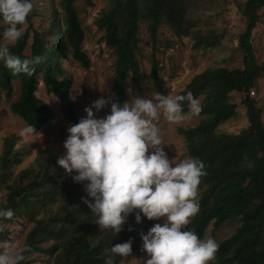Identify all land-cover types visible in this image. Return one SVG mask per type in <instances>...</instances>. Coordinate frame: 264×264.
<instances>
[{"label": "trees", "instance_id": "1", "mask_svg": "<svg viewBox=\"0 0 264 264\" xmlns=\"http://www.w3.org/2000/svg\"><path fill=\"white\" fill-rule=\"evenodd\" d=\"M77 0H61L60 7L45 17L43 26L37 27L34 14L29 13L25 31L9 51L21 59L39 57L31 75H12L0 64V91L10 98L13 83H20L21 95L10 105L13 114L35 131L42 129L54 118L50 107L37 97L40 83L47 94L62 103L71 100L72 77L64 66L71 56L88 70L91 61L84 50L85 32L75 7ZM92 5L91 0H84ZM33 3V0H32ZM229 0H108V8L99 13L95 25L104 32L103 39L115 55L113 102L122 104L128 98V80L140 75L138 54L143 41L141 25H145L155 48L161 26H166L178 37H191L193 48L211 50L221 46L223 37L207 16H222ZM264 0H246L238 5L246 24L238 40L243 53V68L227 66L208 68L195 75L178 95L191 92L194 98L206 96L202 112L209 116L200 127L179 129L192 158L204 164L205 175L197 189L199 211L185 226L198 238L204 239L208 227L239 221L236 231L218 244L210 264H264V121L263 109L250 97L256 79L264 73V64H258L253 47V33L260 22ZM3 25H0L2 30ZM159 62L155 53L151 58V76L159 83ZM245 94L248 126L237 134L221 132L219 127L232 119L236 105L231 93ZM189 112L186 103L182 114ZM67 118L75 124L79 118L70 106ZM18 138L6 137L0 155V185L7 195L0 208H11L13 217L0 219V241H8L10 224L15 218H25L33 224L22 247L30 251L21 264H33L34 253L54 254V264H104V249L112 244L132 240V256L152 221L142 216L137 224L129 214L121 231H101L96 217L82 202L86 197L83 186L56 165L50 152L36 158L32 167L14 174L13 168L23 162L28 150L16 149ZM131 229V230H129ZM185 229V230H186ZM46 244H49L45 246ZM126 258V257H124ZM119 256L113 258L119 264Z\"/></svg>", "mask_w": 264, "mask_h": 264}, {"label": "clouds", "instance_id": "2", "mask_svg": "<svg viewBox=\"0 0 264 264\" xmlns=\"http://www.w3.org/2000/svg\"><path fill=\"white\" fill-rule=\"evenodd\" d=\"M32 8V0H0V64L12 75H31L34 68L30 65L39 62V57L21 59L8 47L20 38L19 26ZM185 103L192 115L200 112L199 101L190 91L167 96L157 92L151 98L134 97L122 104L98 98L84 108V117L66 129L64 152L56 160L74 183L83 186L87 198L81 200L101 231L117 235L129 214L137 224L142 216L162 220L146 234L140 233L147 257L142 264H210L218 247L212 238L200 239L185 227L199 211L197 187L206 174L204 164L191 157L170 161L153 123L160 114L170 123L181 121ZM109 104L110 111L97 118L95 113ZM34 132L33 125H25L18 135L27 138ZM12 217L11 208H0V219ZM131 245L129 239L104 249V264H114L116 256H129ZM29 251L27 246L14 248L0 241V264H21Z\"/></svg>", "mask_w": 264, "mask_h": 264}, {"label": "rangeland", "instance_id": "3", "mask_svg": "<svg viewBox=\"0 0 264 264\" xmlns=\"http://www.w3.org/2000/svg\"><path fill=\"white\" fill-rule=\"evenodd\" d=\"M60 1L33 0L31 14H34V22L37 27L43 26V20L50 16L54 9L63 13ZM91 1L92 5H87L84 0L75 2L78 18L85 32L83 46L90 58L91 66L86 70L71 56L64 62L65 68L72 77L70 102H60L55 96L46 93L43 83L39 85L37 97L54 112V118L50 122L27 138L20 137L18 132L26 123L10 110L11 103L17 101L21 95L20 83L14 81V92L10 98L5 96V91H0V155L6 137H17L15 148L25 147L28 150L23 162L13 168L14 174L32 167L36 158L45 155L46 152H50L56 159L63 154L62 144L67 136L66 129L73 124L67 118V110L70 106L80 119L86 115L84 108L96 99L103 97L113 102L116 57L103 39L104 32L95 25V19L99 13L108 8V0ZM193 1L205 2V0ZM245 1L229 0L230 4L222 16L206 17L223 37L221 46L211 50L194 49V40L191 37L178 38L166 26L160 27L157 43L153 48V42L146 26L141 25L140 35L143 41L138 54L141 70L137 79L130 76L128 80L127 101L131 102L134 97L151 98L157 92L165 96L170 92L173 95H178L195 75L208 68L227 66L231 69H242L243 53L238 50L237 46L239 37L246 29V24L240 15L238 5ZM260 16V22L253 33V47L257 63L264 64V8L260 10ZM19 27L22 34L27 25L24 22ZM154 53L160 67L158 84L151 76V58ZM252 90L255 91V96L252 99L258 107L263 109L264 121V73L256 79ZM230 95L231 102L236 105V114L232 119L222 124L219 130L237 134L248 126L246 109L242 103L246 95L238 92H232ZM198 101L200 112L196 115L188 112L183 115L181 121L170 123L160 114L158 119L153 121L160 130L162 149L170 161L174 159L175 162H178L186 157H191L184 137L179 134V129L200 127L206 119H209V116L202 112L206 105V96L200 97ZM93 111L95 113V110ZM109 111L110 104L95 115L97 118H102ZM6 195L5 186L0 185V202H5ZM199 196L200 191L197 189V200ZM155 223H162V220H152V225ZM3 226L10 231L8 242L14 248H19L24 245L33 224L25 218H15L12 223ZM239 226V221L227 222L218 228L211 224L204 238H212L218 245L231 236ZM47 245L49 244L45 246ZM141 245L142 242L139 243L132 256L124 258L119 264H142V260L147 257L142 251ZM54 256V254L34 253L30 260L33 264H54Z\"/></svg>", "mask_w": 264, "mask_h": 264}, {"label": "built area", "instance_id": "4", "mask_svg": "<svg viewBox=\"0 0 264 264\" xmlns=\"http://www.w3.org/2000/svg\"><path fill=\"white\" fill-rule=\"evenodd\" d=\"M255 96V91L254 90H251L250 91V97L253 98Z\"/></svg>", "mask_w": 264, "mask_h": 264}]
</instances>
